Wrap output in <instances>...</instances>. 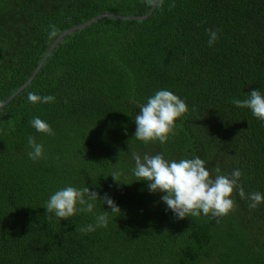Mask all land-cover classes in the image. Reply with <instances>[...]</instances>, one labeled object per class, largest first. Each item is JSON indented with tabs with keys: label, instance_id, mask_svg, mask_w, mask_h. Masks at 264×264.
<instances>
[{
	"label": "trees",
	"instance_id": "16d2710c",
	"mask_svg": "<svg viewBox=\"0 0 264 264\" xmlns=\"http://www.w3.org/2000/svg\"><path fill=\"white\" fill-rule=\"evenodd\" d=\"M154 1L0 0V103L67 29L106 12L144 15ZM159 90L188 111L168 142L145 144L134 117ZM253 90L264 95V0H159L148 18L102 17L65 34L0 106V264H264V203L246 198L264 195V121L232 103ZM35 117L55 134L37 132ZM30 136L44 146L38 161ZM133 153L199 156L213 177L238 168L246 197L234 190L227 216L178 219L165 193L136 181ZM68 186L107 194L121 212L98 199L93 213L49 221L46 202ZM105 211L107 228L76 231Z\"/></svg>",
	"mask_w": 264,
	"mask_h": 264
},
{
	"label": "clouds",
	"instance_id": "9594fccd",
	"mask_svg": "<svg viewBox=\"0 0 264 264\" xmlns=\"http://www.w3.org/2000/svg\"><path fill=\"white\" fill-rule=\"evenodd\" d=\"M152 0H149L151 3ZM209 46L215 44L218 39L217 31L208 30ZM55 33L53 32V35ZM52 95L40 96L35 93L28 94L31 103H51L55 101ZM234 105L240 108H248L252 114L264 121V95L260 90H253L248 98L244 100L234 99ZM138 114L135 115L136 123L135 138L145 144L159 141L164 144L169 141L170 136L176 134V121L188 111V105L178 95L169 90H159L149 97L147 102L138 105ZM37 132L54 135L53 129L48 123L39 117L30 121ZM31 151L28 156L33 161L44 158V146L37 143L35 137H28ZM135 168L133 174L136 181H147L151 192H163L162 201L168 209L173 211L178 219L186 217H198L203 213L213 218L227 216L235 208L233 197L234 190H238L240 198H245L246 193L239 183L242 176L240 169H234L228 176L217 174L213 177L205 160L196 156L193 159H181L179 161H168L162 154L141 157L133 153ZM216 173H220L217 168ZM120 173L111 176L119 182ZM251 201L249 207L255 209L264 203V195L260 192H252L246 197ZM102 200L111 207L112 213H120L121 209L107 194L101 198L100 194L92 191L89 187L77 189L73 186L56 191L46 202L47 218L62 219L73 218L81 212L93 213L95 202ZM108 212L96 216V224L77 228L76 231L90 233L99 227H108ZM119 216V215H118ZM218 222V221H217Z\"/></svg>",
	"mask_w": 264,
	"mask_h": 264
},
{
	"label": "water",
	"instance_id": "95a60500",
	"mask_svg": "<svg viewBox=\"0 0 264 264\" xmlns=\"http://www.w3.org/2000/svg\"><path fill=\"white\" fill-rule=\"evenodd\" d=\"M159 0H155L154 1V4L152 6V8L150 9V11L147 13V14H144V15H140V16H132V17H125V16H118L114 13H103L101 15H98L96 16L95 18L93 19H90L88 20L87 22L85 23H82L80 25H77V26H74L72 28H69L67 29L65 32H63L55 41L54 43L52 44V46L50 47V49L48 50L47 54L45 55V58L44 60L39 64V66L35 69V71L33 72V74L31 75V77L25 82V84H23L10 98H8L6 101H4L3 103H0V106L8 103L13 97H15L17 94H19L36 76L38 70L41 68V66L43 65L45 59L50 55V53L52 52V50L54 49V47L56 46V44L58 43V41L65 35L67 34L68 32L72 31V30H75V29H78V28H81L85 25H88L90 23H92L93 21L99 19V18H102V17H108V16H113V17H121V18H133V19H145V18H148L153 12H154V9L157 5Z\"/></svg>",
	"mask_w": 264,
	"mask_h": 264
}]
</instances>
